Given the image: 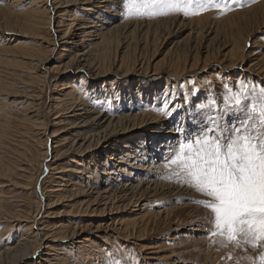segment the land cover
I'll return each mask as SVG.
<instances>
[{
	"label": "rangeland",
	"instance_id": "rangeland-1",
	"mask_svg": "<svg viewBox=\"0 0 264 264\" xmlns=\"http://www.w3.org/2000/svg\"><path fill=\"white\" fill-rule=\"evenodd\" d=\"M48 1V5H51V0ZM73 3L69 4H72V7L65 8L69 14L76 12V8L79 7ZM259 5L263 6V9L257 8ZM121 6H123L122 0L116 7L120 9L122 18L114 22L120 30L126 29L131 21L147 24L174 19V17H178L179 23L183 21L188 24L193 21L197 30L204 24L207 28L211 26L214 28L211 27L213 30L209 36L204 29V34L199 35L198 40L197 36H194L193 41L192 35L191 38L189 37V26L183 30L174 25L162 36L163 38L160 37L151 44L146 56H143L146 65H151L147 74L133 70L140 46L136 36L127 39L115 37V44L110 49L116 52L118 45L119 47L125 43L130 45L126 60L127 68L113 70L112 73L97 78L90 74H76L74 69L63 75V72L59 74L54 69L62 63L61 61L64 64L69 59H59L54 50L49 55L46 54L45 47L48 43H42L44 36L50 37L51 34L49 35L45 30L33 32L29 26L25 25L31 20L27 13L38 8L33 0H4L0 3V264H18L25 255L31 254L32 246L26 248L23 244L15 252L7 253L6 250L20 245L24 238L36 232L53 236L63 233L71 235L74 232L75 238L61 243L56 241V237H52L48 245L42 246L28 264H47L41 259L54 257L52 264H109L110 256L120 258L122 261L132 258L135 264H172L173 262L177 264H254V261L255 264H259L258 257L261 252H264V243L255 248L251 244L235 247L232 243H227L226 246H222L220 237L209 236L212 228L209 222L211 213L207 208L194 202L208 198L187 184L178 182V178L173 175L175 165L169 166L162 173L160 191L149 200L141 202V208L147 204L144 209L140 208V203L137 204V201H132L130 204L131 201L128 198L105 201L106 203L99 200L97 203V201L94 202L93 196H80L78 193L81 190H86V193L91 192L90 188L96 185L100 187L106 185L104 181L108 180L107 177L110 174L108 167L112 164V168L117 170L121 164L114 167L115 161L109 162L107 166L102 162L111 153L119 154L126 144L135 148L146 146L154 154L151 156L152 161L149 162L155 164L166 157L168 146L176 145L179 140L196 134L207 125L208 116L215 114L209 107L213 98L222 110L223 98L229 92H236L246 86L254 96L259 95L260 90L264 89V83L251 75L250 70H254L251 65L255 61L257 64L264 65V0H237V3L232 5L234 10L226 14L213 9L198 15L172 14L154 18L125 19ZM252 9H256L257 18L248 21L250 17L248 13L247 18L243 20L242 14ZM83 14L85 13L82 10L78 13L79 17ZM104 16L108 15L104 14ZM97 21L102 22L100 19ZM23 25L25 26L22 27ZM254 31L258 32L246 44L243 55L242 49L236 53L238 59H244V64L241 66H245L246 71L233 68L238 64L232 66L230 56H226L225 47L228 38ZM72 38L73 36L66 41H72ZM49 39L51 41L53 37ZM202 39L207 40L203 41L204 45L210 46L209 53L212 60L208 61L210 64H207L209 66L206 71L199 76H193L195 72L177 76V79L173 80L175 84L168 83L165 74L161 72L170 63V59H172L171 66L182 67L184 59L182 57L178 59L175 53L190 57L193 54L192 47L190 52H181V50L186 43L194 46ZM165 41L166 44L161 47ZM54 43L52 47L58 49V45H62L63 42L57 40ZM110 50L100 55L105 53L107 62L112 64L115 53ZM24 52L36 54V58L39 54L40 61L38 58L36 61L31 60L34 65L36 64L35 69L32 68L29 59L25 58ZM43 53L46 54L45 57ZM255 53L257 56H253V54L256 55ZM47 55L49 58H46ZM179 62L180 66L176 65ZM160 65L164 66L163 69ZM156 66H160V69ZM137 69L140 70V67ZM30 72H36V76L42 77L36 84H31L32 93L26 90V85L30 86L31 78H33ZM43 76L46 77L43 78ZM65 80L74 81L81 89L80 92L83 93L86 103L91 105L95 112L102 113V121L121 118L131 112L137 115L144 114L147 116L145 118L156 116L159 122L138 125L135 130H129L126 134L114 138L109 136L110 133H101L108 122L98 124L91 122L90 118H85L75 121L78 123L77 128H73V125H70L71 122H59L63 112L60 108H56L58 105L56 99ZM168 108L173 110L165 115L164 111ZM64 116L65 114L62 119ZM25 118H29L28 121ZM145 118L137 119L134 124L146 121ZM223 118L229 125L239 119L235 114H223ZM84 123L87 124L82 126ZM162 125L177 130L179 136L176 137L167 132L168 129L163 128ZM98 134L100 136L95 138ZM91 138L93 143L90 146L92 147L88 149ZM98 138L102 147L98 146ZM85 139L89 140L87 146L78 148L80 145H76L72 147L73 149L70 148L75 142L82 143ZM56 146L60 155L55 156V152L52 151ZM68 149H72L71 153L65 154ZM43 153L45 159L41 164ZM28 157L31 159L29 163L36 166V171H33V177L26 175L25 178L18 167L23 165V160L28 161ZM32 161L35 162L34 165ZM99 162L101 166L99 171L93 174L96 177L92 180L90 176L93 175L88 172L95 169L96 163ZM3 164L12 165L17 170L11 178H7L3 172ZM85 165L92 168L87 169ZM69 168L85 170L83 173L89 177L82 174L77 179L79 182L77 184L75 179L78 175L75 173L64 171L62 174H57L58 171H55V169ZM112 176L115 177V175ZM65 181L69 182V186L74 187L68 188L66 193H50V190L57 189L56 186L65 184ZM126 182L120 181L119 185L124 186ZM26 217H29L28 223L16 221ZM174 221H179L181 226L173 225ZM185 236L188 238L184 239L188 241L180 244L179 239ZM85 238L91 239L92 242L78 244ZM213 241L216 242L213 243ZM49 245H54L57 250L53 252L48 250ZM90 247L92 248L89 249ZM149 252L155 253L160 259L152 263L147 259ZM45 253L53 256H47Z\"/></svg>",
	"mask_w": 264,
	"mask_h": 264
},
{
	"label": "bare ground",
	"instance_id": "bare-ground-1",
	"mask_svg": "<svg viewBox=\"0 0 264 264\" xmlns=\"http://www.w3.org/2000/svg\"><path fill=\"white\" fill-rule=\"evenodd\" d=\"M51 2H50L51 5H48L49 4L48 0H33V3L35 5H37L38 8H37V10H34L32 12L27 13L31 17V20L26 22L25 25L29 26V28L33 32H39V31L45 30V32H47L49 35L51 34L50 37L51 36L53 37V39H51V41L55 42L57 40L58 41L62 40L63 43H61L62 45H58L59 46L58 49H57V47L56 48L52 47L53 45H55V43L54 42L51 43V41L49 39L50 37L44 36V39H42V43L43 44L48 43V45L45 47L46 48V54L49 55V53L54 50V52H57V53H55V55L59 56L58 57L59 59H65V58L69 59L68 62L67 63L65 62L64 64H62L63 61H61L62 63L60 65L58 64V66H56L54 69V71L59 72V74H61L63 72L62 73L63 75L67 74L69 70L72 71V69H74L76 74H79V73L83 74V75H89L90 74L93 77L97 78V77L106 76V75L112 73L113 70L119 71L121 68H127L126 60H127L128 52L130 49V45L128 43L121 45V47H119V45H118V49L116 50V52H112V50H110V49H111L112 45L115 44V41H114L115 37H117L118 39L121 37L127 39L129 37L135 38L136 36L139 39V43H140L139 45L140 46L138 47L139 52H138L137 58H135L133 70L134 71H140V72H143L144 74H147L149 72V67L151 65H149V66L146 65V63L143 61V56H146L147 49L149 48V46L151 44H154L155 41L157 39H159L160 37H162L168 30H171L174 25L175 26L177 25L178 29L183 28V30L189 26V30H190L189 37L191 38V35H192L191 40H193V41L195 39L194 36H197V38H196L197 40L200 38L199 35H202V33L205 32L204 29L206 30L205 33H207V36L211 35V31L213 30L211 28L213 26L210 25L211 27L207 28V26H205V24H204V26H202L201 28H199L197 30L194 27L195 23L193 21H191L192 23H188V24L184 23L183 21L179 23L178 17H174V19H169L166 21L148 22L147 24H145L146 22L144 24L143 23L139 24L136 22L134 23V21H131L130 23L127 24L126 29L124 28L123 30H120L119 28H117L118 26L114 24L115 20H117L120 17L122 18L121 13L119 11L120 9L118 10L116 8L117 6H119L120 0H53V1L51 0ZM71 2H74L79 7L76 8V12L69 14L68 10L65 8H67V6H71L72 4L69 5ZM121 7H123V6H121ZM257 8H259L261 10V9H263V6L259 5ZM113 9H116V11H113ZM80 10H82L85 13L82 15V17H79V15H78V13H80ZM248 13L250 14V17L247 19L248 21L257 18L256 14H255L256 9H252L250 11L247 10L246 13L242 14L243 20H245L247 18ZM104 14H106L108 16H104ZM100 17H104L105 19H101ZM97 19L98 20L100 19L102 21L101 22L102 24L99 21H97ZM198 23H200V22H198ZM200 24H202V23H200ZM17 25L19 27V24H17ZM25 25H23L22 27H24ZM256 32H258V31H254L250 34H243V35H239V36H234V37H231V39L228 38V40H227L228 43L226 42L227 46L225 47L226 48L225 49L226 50V56H228V55L230 56V62H231L232 66H233V64H238V66L236 65V67H233V68H239V69L245 70V66H243V65L241 66V64H244V59L243 58L238 59V55L236 53L239 51V49H240V51L242 49V55H243V52H245V50H246V44L250 40H252V37ZM72 36H73L72 41H66L67 39H69V37H72ZM205 36H206V34H205ZM186 38H188V37H186ZM190 38H189V40H190ZM204 38H206V37H204ZM164 40L167 41V39H163V41ZM166 41L162 43L161 47H163L166 44ZM203 41H207V40L202 39L199 42H196V45H194V46H192V44H190V43L187 44L185 41L186 45L184 46V49H182V50L180 49V50H181V52H185V51L190 52L189 50L192 47L193 49L192 48L191 49L193 51V54L190 57H189V55H185V54L178 55L179 53H175V55L177 56L178 59H181V57L184 59V64L182 66L183 68L182 67H175V65L171 66L170 64H171L172 59H170V63L167 65L165 70L162 68L164 66L160 65L161 68L163 69L162 70L163 72H161V73L165 74V79L168 83L172 82V84L173 83L175 84L176 82H174L173 80L177 79V76H184L185 74H188L190 72H195L193 74V76H199L206 71V69L208 68L207 66H209L207 64H210V62H208V61L211 60V56L209 53V51H210L209 47L210 46L204 45L205 42H203ZM222 42H224V40ZM213 47H214V44H213ZM115 48H116V46H115ZM113 49H114V47H113ZM109 50L112 53H115L114 56L112 57V58H114L112 64H109L107 62L108 58L106 57L105 53H103V55H100V53L106 52ZM225 50H223V51H225ZM112 53H111V55H113ZM23 54L24 55L26 54L25 58L29 59V61H30L29 63L31 64L32 68L35 69L34 66L36 64L34 65L32 63V61H36L39 54H38L37 58L35 56L36 54H32L29 52L28 53L24 52ZM46 54L43 53V56L45 57ZM258 54H260V53H258ZM24 55H22V57ZM48 55L46 58H49ZM108 55H109V53H108ZM244 55H245V53H244ZM253 56H257V54L256 55L253 54ZM188 57L190 58V60ZM109 58H111V57H109ZM165 58H166V56H165ZM165 58H163V59L165 60ZM164 60H163V62H164ZM217 60H219V59H217ZM38 61H40V59ZM47 62H48V60H47ZM202 64H203V66H201ZM176 65L180 66V62L177 63ZM160 66H156V67H159L158 69H160ZM199 66H201V67H199ZM251 66L254 67V70L251 69L253 72H251V70H250L251 75L256 76L259 79V81L264 83V65H262L260 63L257 64L255 61V63L252 64ZM137 67H140V70H138ZM168 67H169V69H168ZM154 69H155V67H154ZM141 70H143V71H141ZM155 72H157V71H155ZM30 73L32 74L33 78H31L30 86L26 85L27 86L26 90H29L32 93L31 90L33 87L31 86V84H34V83L36 84L37 80L38 79L41 80L42 77L36 76V74H37L36 72L35 73L30 72ZM209 75H210V73H209ZM45 77L46 76H43V78H45ZM66 80H69V79H66ZM66 80L63 81V83L61 85L62 87L58 91L60 93L57 94L58 96L56 99V101L58 103L56 108L57 107L60 108V111L63 112L62 116L65 114L63 119H62V116L59 118L60 120L58 119L59 122H65V123L71 122L70 125H73L72 126L73 128L78 127V123L75 121L83 120L85 118H90L91 122H97L98 124H103V123L108 122V124L106 125V127L103 129V131L101 133H110L109 136H111L112 138L126 134V132H128L129 130H131V131L135 130L138 125H143L147 122H151V123L152 122H159V121H157L158 117H156V116L155 117L150 116L148 118H145L147 116H145L144 114L137 115V114H132L131 112L126 113V115L124 117H121V118H111L109 120L106 119V120L102 121V113L95 112V110L93 108H91V105L89 106L86 103V99L82 95L83 93L80 92L81 89H79L76 86L74 81L67 82ZM85 90H87V89H85ZM141 117L145 118L147 120L140 122V123L135 125L134 123L137 121V119H141ZM28 119L25 118V120H27V121H28ZM29 122H31V120H29ZM85 124H87V123H84L82 126H84ZM123 124H125V125L123 126ZM131 124H134V125L130 126ZM30 125H31V123H30ZM162 126H163V128H167L168 129L167 132L171 133L172 135H174L176 137L179 136V133L177 130L172 129V128H168L167 125H162ZM99 136H100V134L96 135L95 138L99 137ZM50 138L53 139L52 137H50ZM92 138H94V137H92ZM92 138L89 139V140H91V143L88 142L89 140L85 139L82 141V143L75 142L73 145H71L70 148H72L76 145H80L78 148H83L85 145L87 146V143H89V145L87 147L89 149L92 147V146H90L93 143ZM61 141L63 142L64 140H61ZM98 142H99V138H98ZM22 143H24V142H22ZM55 143H57V141ZM22 145L24 146V144H22ZM100 145H102L101 142L98 143V146H100ZM174 145L168 146L166 148V150L168 149V151L166 152V157L163 160H161L157 163L155 162V164H153V163H150L149 161H152L151 156H153L154 154H152L151 150L147 149L146 146L142 145L139 148H135L130 144H126L124 146L123 151H121L119 154H117V153L109 154L106 157V159L102 162L103 164H106V166H107V164L109 162L111 163V161H115L114 167L121 164L119 167H117L118 171L112 168V164H111V167H108L109 168L108 171L110 172V174L107 177L108 180L104 181V182H106L105 183L106 185H103L104 187L103 186L100 187V186L96 185V187L90 188V190L92 189L91 192L88 191L87 193L85 192L86 190H81V192H79L78 195H80V196H93L94 202L97 201V203L99 200L104 201V202L105 201L108 202L110 200L115 201L116 199L128 198L129 201H131L130 204L132 203V201H137V204L140 203L139 206L141 208V206H142L141 202L149 200L157 192L160 191V189H161L160 178L163 176L162 173H164L167 170V168L169 166H171V164H169L168 161H169V158L173 155L172 148L174 147ZM100 147H102V146H100ZM56 148H57V146L54 148V150H56ZM153 148L156 150L155 147H153ZM72 149H68L65 154L71 153ZM54 150L52 152L53 153L55 152L54 153L55 156L60 155L58 150H56V151H54ZM42 152H43V150H42ZM88 152H91V151H88ZM86 153H87V151H86ZM25 156L27 158V155H25ZM42 157H43L42 161L40 160L41 164L43 163V161L45 159L44 153H43ZM30 158H31V156H30ZM30 158L28 159V161L23 160L24 161L23 165H20L18 167L19 172H21L24 175L23 177H25V178H26V175L32 176L34 174V172L36 171L35 170L36 166H32L29 163V160L31 161ZM92 158L95 159L96 157H92ZM38 159L39 158H37V160ZM40 161H38V162H40ZM31 163L34 165L35 162L33 163V161H32ZM41 164H40V166H41ZM100 166H101L100 162L96 163V168L91 169L89 171L90 173L88 172V174L93 175L94 173H97L99 171ZM84 167L87 169H89V167L92 168L91 166L86 167V165ZM2 168L4 169V170L3 169L2 170L6 174L7 178H11L13 176L14 172L17 171L12 165H8V164L7 165L3 164ZM55 171L56 172L58 171L57 174H59V173L62 174V172H64V171L69 172V173H75L76 175H78L75 179L77 182V179H79L81 177V175L84 174L83 171H85V170L81 171V169L69 168L66 170L55 169ZM84 175L87 176L86 174H84ZM112 175H115V177H113ZM125 176H127V177L125 178ZM32 177H31V179H32ZM87 177H89V175ZM90 177H92L91 179L93 180V177H96V176L93 175ZM120 181H124V182L127 181L128 183L126 182V184L124 186H122V184L119 185ZM68 183H69L68 181H65V184L62 183V184L56 186L57 189L50 190V193H57V194H60V192L66 193V191L69 190L68 188L74 187L73 185L69 186ZM78 183L79 182H77V184ZM168 187L170 188L171 186L169 185ZM62 188H64V189H62ZM71 191L74 192L73 189H71ZM146 207H147V204L143 205V207L141 209H144ZM36 213L38 214V212H36ZM16 221L28 223L29 217H26L23 220L19 219ZM172 224L176 225V226H181V223L179 221L178 222L174 221V222H172ZM42 230H44V229H42ZM140 233L141 232H139V234ZM30 235L31 236L24 238L22 240L23 242H20V245L18 244L17 246L10 247L6 250L7 253L12 252V251L15 252V250L21 248L22 244L26 248H27V246H32V249H33L32 253L25 255V257L22 258V260L18 264H28L29 261H31V258H33L37 254V252H39V250L41 249L42 246L48 245V242L50 241V239L52 237L53 238L56 237L57 238L56 241L61 242V243L66 242V241H71L72 239L75 238L74 232L71 233V235H69L67 233L66 234L63 233V234H60L58 236L57 235L53 236V235H49V234H42V233L39 234L38 232H36L35 234L32 233ZM184 238H188V237L187 236L181 237V239H179L180 244H184L188 241V239H184ZM32 239H33V241H31ZM136 239L139 240L140 238H136ZM87 241H91V239L85 238L84 241H79L78 244L84 245L85 242H87ZM47 248H48V250H50L52 252L57 250V248L54 245H49V247H47ZM91 248L92 247H90L89 249H91ZM45 255L53 256L51 254L48 255V253H45ZM53 259H55V257ZM53 259L43 258V259H41V261L45 262L47 264H52L51 261ZM147 259L153 263L154 261L159 260L160 257L155 255V253L149 252ZM172 264H177V263L173 262Z\"/></svg>",
	"mask_w": 264,
	"mask_h": 264
},
{
	"label": "snow or ice",
	"instance_id": "snow-or-ice-1",
	"mask_svg": "<svg viewBox=\"0 0 264 264\" xmlns=\"http://www.w3.org/2000/svg\"><path fill=\"white\" fill-rule=\"evenodd\" d=\"M236 3L237 0H122L125 19L198 15L213 9L226 14L234 10L232 5ZM209 107L215 114L208 116L207 125L179 140L168 163L176 166L173 175L178 182L208 198L194 202L211 213L210 237H220L222 246L232 243L235 247H258L264 243V89L254 96L245 86L224 96L222 110L214 98ZM172 110L168 108L164 114ZM222 113L235 114L239 119L229 125ZM258 260L264 264V252ZM109 264H135V260L110 256Z\"/></svg>",
	"mask_w": 264,
	"mask_h": 264
}]
</instances>
